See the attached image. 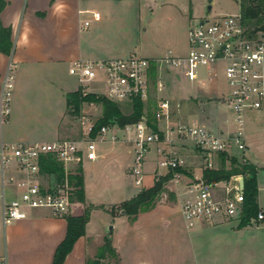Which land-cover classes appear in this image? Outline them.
<instances>
[{
  "label": "crops",
  "instance_id": "1",
  "mask_svg": "<svg viewBox=\"0 0 264 264\" xmlns=\"http://www.w3.org/2000/svg\"><path fill=\"white\" fill-rule=\"evenodd\" d=\"M2 2L0 28L9 33L7 42L10 45L4 51H0V100L7 70L10 65H14L15 69L9 115L6 118L0 116V144L51 143L57 140H68L70 129L66 121L69 112L67 100L70 93L79 89L76 78L69 73L72 63L78 60L104 61L125 58L132 54L131 49L123 48L121 45L122 16L120 11L123 9L124 2L122 0H2ZM212 10L210 15H212ZM205 14L199 16L198 11L194 9L189 13L187 20L201 19L205 17ZM213 16L219 15L214 14ZM152 62L156 63L154 60ZM154 68L155 81L150 80L149 97L144 104L146 115L147 109H151L154 104L153 95L155 93L159 95L162 92H158L156 88L157 81L161 82L159 79L160 66L156 64ZM103 90L101 83H93L89 88L92 93H103ZM221 92L223 89L218 92V95ZM191 98L193 96L187 97V99ZM89 105L93 108H100L99 115H96L98 119L102 112L101 106ZM218 108L219 106H215L216 113L212 117L199 110L193 113L189 111L186 116H180L178 113L183 122L179 123L200 124L216 133L231 132L234 126L233 121L223 117ZM173 124L177 123L173 122ZM115 129L118 130L117 134H123L118 127ZM245 141H248L246 137ZM110 144L111 150L115 152L118 150L117 144L121 142H110ZM151 148L157 154L154 161L156 170L153 182H155V176L158 175V163L163 160L161 153L164 152L175 153L183 159L182 178L188 181L196 178L202 179L201 159L191 142L177 140L170 144H152L147 153ZM236 152L234 151L233 154L235 155ZM129 155H131L132 162V151ZM96 156L94 161L84 160L81 167L85 202L97 208L102 206L89 199L85 188L84 173L86 165L93 166L102 157L101 153L97 152V144ZM247 160L251 159L247 157ZM128 165L126 171L131 166ZM254 165L257 168L260 167L257 161H254ZM164 170L166 171L159 176L168 174L169 170ZM197 171L199 174L196 173ZM48 178L53 180L54 177ZM48 185L52 186V184ZM180 190L182 189L177 188L175 191L174 196L179 203L175 208L167 204H157L151 211L138 215L133 223H130L129 219L121 213L116 215L124 217L127 224L123 230L119 231H116V226L112 224L116 216H111L105 210L107 207L104 210L94 209L85 226L84 236L74 243L62 264H87L90 256L106 237L112 242L119 258V264H155L149 247L150 242L155 240L152 235L159 233L156 230V224L153 223L156 221L154 219L164 217L170 221L174 210L181 216L180 204L183 192ZM138 192L137 190L129 192L126 200ZM17 196L15 186L7 183L0 171V224H2L0 259H5L6 264H52L55 251L66 235V216L57 217L47 208L28 209L24 219L5 225L2 221L3 204ZM122 202H113L110 206ZM93 212H101L102 215L99 224L90 233L88 227ZM143 222L153 224L142 226ZM230 224L233 223L220 219L202 224L194 229L196 233L192 237L210 236L212 242L216 240V244L221 241L233 244L235 240L237 241L235 234L242 229H238V225L230 226ZM109 225H113L110 235L107 231ZM176 231L171 225L167 228L168 242L166 244L171 251L186 247ZM181 256L175 253L171 258L175 261ZM213 256L218 257L219 253L215 252Z\"/></svg>",
  "mask_w": 264,
  "mask_h": 264
},
{
  "label": "built area",
  "instance_id": "2",
  "mask_svg": "<svg viewBox=\"0 0 264 264\" xmlns=\"http://www.w3.org/2000/svg\"><path fill=\"white\" fill-rule=\"evenodd\" d=\"M187 43V53L164 60L165 67L180 69L183 78L191 83L199 81L200 69L208 83L223 77L225 88L217 100L219 107L232 116L234 129L216 133L200 124H173L170 102L159 99L154 112L156 131L149 127L145 109L137 123L120 129L133 146L128 174L136 187L142 185L144 158L152 144L189 141L201 159L203 171L217 170L221 155L232 157L234 151L242 153L245 150V113L264 111V31L256 34L247 31L239 14H209L191 22ZM150 63L132 53L125 58L104 61L78 60L72 63L69 73L76 78L82 95L102 96L115 104L131 105L134 100L145 104L150 89ZM14 69V65L9 66L3 83L0 100L2 118L9 115ZM93 83H101L103 93L89 91ZM156 88L161 92L164 85L158 80ZM198 99L202 100V97L198 96ZM78 120L82 137L77 141L0 144V171L4 176L10 171L6 182L14 185L18 192L15 199L3 204L2 221L5 225L24 219L28 209L47 208L57 217L70 214L67 180L56 182L53 186L45 185L44 177L48 176L40 171L41 160L51 156L68 172L70 167L84 160H96L97 139L106 142L108 138L113 143L118 139L116 126L101 127L95 138H91L95 121L91 122L81 114ZM161 154L163 160L158 166L173 171L171 181L180 185L182 175L177 170L184 167L183 159L172 152ZM237 177L211 184L196 178L184 185L180 214L187 230L218 219H240L244 196ZM263 220L264 215L260 212L252 222ZM0 264H6L5 259H0Z\"/></svg>",
  "mask_w": 264,
  "mask_h": 264
},
{
  "label": "rangeland",
  "instance_id": "3",
  "mask_svg": "<svg viewBox=\"0 0 264 264\" xmlns=\"http://www.w3.org/2000/svg\"><path fill=\"white\" fill-rule=\"evenodd\" d=\"M208 1L122 0L124 2L123 9L120 11L122 16V47H128L129 50H132V53L151 60L153 66H156V64L160 66L159 79L164 84V89L159 95H156V93L153 95L154 104L150 109V113L155 111L156 102L159 99H167L171 105L173 122L177 124L179 122L183 123L179 115L186 116L189 111L193 113L199 110L210 114L212 117L216 113L215 106H219L218 92L225 88L221 76L214 82L208 83L204 80L203 71L200 69L199 81L191 83L183 78L180 69L166 68L164 65V60L186 54L188 50L187 30L192 22L187 20L189 13L196 9L199 16H202L207 11ZM211 5L213 6L212 16L214 14L236 15L239 12V4L234 0H212ZM189 95L193 98L187 99ZM198 96L202 97L201 101ZM117 105L123 114L130 113V104L119 103ZM218 109L223 117H227L229 121L232 120L229 113L220 107ZM99 113L100 108L98 107L93 108L90 105H82L81 115H85L91 122L97 119L96 115H99ZM66 121L70 129L68 140L77 141L81 139L82 130L78 117H74L68 112ZM244 121L245 137L248 141H245L244 152L239 154L236 152L235 155L232 154V157L237 158L240 162L247 161L254 164V161H257L260 163L257 172V203L258 213L261 212L264 215V111L246 112ZM128 141L125 135L118 133L116 142H121V144H117L118 150L114 152L111 150L112 146L108 138L104 144L97 139V152L101 153L102 157L93 166L86 165L84 169L85 188L91 202L100 204L103 208L107 207L106 209L112 208L116 213L119 210V204L110 206V203L122 202L128 198L129 192L148 189L154 183V171L156 170L154 161L157 154L151 148L144 158L142 185L136 187L133 184L128 169L126 171L127 165H132L129 152L133 150V146ZM247 157L251 160H247ZM76 169L77 165L70 167L69 172L74 173ZM165 171L164 168L159 167L155 179L166 176L167 174L159 176ZM184 172L187 173L188 170H184ZM9 173L10 171L5 173V179H7ZM196 173L199 174V171ZM170 181L164 186V192L159 197L157 204H167L175 208L179 204L174 196L176 189H182L180 191L183 192L184 185L190 181L181 178L180 185ZM44 184H52L53 186L56 184V180L44 177ZM88 206L90 205L85 202V207ZM77 209L78 205L75 204L71 206L70 212ZM173 214L170 221L164 217H158L154 219L155 222L152 221L156 224V230L159 231V233L152 235L155 240L149 244L155 264H264V220L253 223L252 219L249 226L242 228L239 233L235 234L237 241L235 240L233 244L222 241L216 244V240L212 242L210 236L193 238L192 236H195L196 233L194 229L187 230L182 217L175 210ZM101 215V212L92 213L88 227L90 233L99 224ZM116 217L113 219L112 224L116 226V231L123 230L127 225L125 218ZM152 222L141 224L142 226H149L153 224ZM231 222L238 225L240 219ZM233 224H230V226ZM169 225L177 230L178 237L182 238L183 244L186 246L184 249L174 251L169 249L166 244L168 242L166 233ZM0 236H2V224H0ZM103 242L90 256L91 260H96V253ZM215 252L219 253L218 257L213 256ZM175 253L182 256L174 261L171 257ZM100 264L119 263H116L112 258H106L101 260Z\"/></svg>",
  "mask_w": 264,
  "mask_h": 264
},
{
  "label": "trees",
  "instance_id": "4",
  "mask_svg": "<svg viewBox=\"0 0 264 264\" xmlns=\"http://www.w3.org/2000/svg\"><path fill=\"white\" fill-rule=\"evenodd\" d=\"M239 4V15L243 26L252 34L264 31V0H234ZM3 2L0 0V10ZM9 33L0 28V51L8 48ZM149 77L151 81H155V68L150 63ZM83 104L100 105L102 108L101 116L95 121L91 138H95L97 132L104 126H116L123 129L127 125L137 123L145 105L139 100H134L130 105V113L123 114L118 105L112 103L102 96L87 94L82 95L78 89L74 93H70L67 100V107L69 113L78 117L81 114ZM148 108V107H147ZM147 123L149 127L156 131V120L154 112L150 113L147 109ZM219 168L217 170L202 172V181L205 184L217 183L221 181H228L231 177L242 176L244 178L243 190V208L240 215V222L237 226L242 229L250 225L252 219H255L259 212L257 203V172L258 168L247 161L240 162L235 157H227L221 155L219 158ZM40 171L43 175L54 177L56 182H63L67 180L70 188V203L71 206L78 205V209L70 212L65 217L67 228L64 240L57 247L52 264H62L67 254L71 251L74 243L85 234V226L89 221L90 214L94 209H103V207H85V194L83 173L81 164L77 165L74 173L65 172L61 164L57 163L51 156H47L41 160ZM178 173H183L181 169ZM174 172L169 171L164 177L155 179L152 187L140 190L135 196L118 205L117 213L123 212L130 223H133L138 215L151 211L157 205V201L164 192V186L172 179ZM111 216L115 217L117 213L115 210L105 209ZM96 260L88 259L87 264H100L101 260L112 258L116 263H119L118 255L112 246L109 238H105L102 246L96 253Z\"/></svg>",
  "mask_w": 264,
  "mask_h": 264
},
{
  "label": "water",
  "instance_id": "5",
  "mask_svg": "<svg viewBox=\"0 0 264 264\" xmlns=\"http://www.w3.org/2000/svg\"><path fill=\"white\" fill-rule=\"evenodd\" d=\"M208 2H209V4L207 6V11H206L205 17H207L212 10V5H211L212 0H209ZM237 183L239 185L240 190L243 191L244 190V178L242 176L237 177ZM121 214L123 215V212H121ZM111 232H112V227L109 226L108 227V234L110 235Z\"/></svg>",
  "mask_w": 264,
  "mask_h": 264
}]
</instances>
